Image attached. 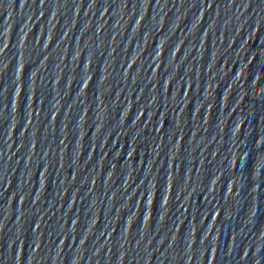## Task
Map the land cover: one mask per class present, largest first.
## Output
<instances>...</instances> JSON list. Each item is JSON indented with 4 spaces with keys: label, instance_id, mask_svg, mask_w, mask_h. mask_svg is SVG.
Masks as SVG:
<instances>
[{
    "label": "water",
    "instance_id": "water-1",
    "mask_svg": "<svg viewBox=\"0 0 264 264\" xmlns=\"http://www.w3.org/2000/svg\"><path fill=\"white\" fill-rule=\"evenodd\" d=\"M0 264H264V0H0Z\"/></svg>",
    "mask_w": 264,
    "mask_h": 264
}]
</instances>
